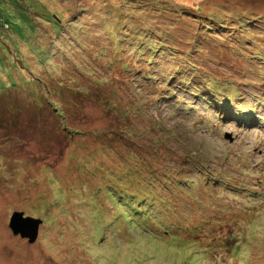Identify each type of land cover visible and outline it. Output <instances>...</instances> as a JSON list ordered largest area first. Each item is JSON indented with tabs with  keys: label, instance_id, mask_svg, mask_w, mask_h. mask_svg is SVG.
Wrapping results in <instances>:
<instances>
[{
	"label": "rangeland",
	"instance_id": "rangeland-1",
	"mask_svg": "<svg viewBox=\"0 0 264 264\" xmlns=\"http://www.w3.org/2000/svg\"><path fill=\"white\" fill-rule=\"evenodd\" d=\"M88 1L96 3L89 9L98 20L91 17L88 25L99 26L105 45L109 40L117 46L114 52L106 50L110 64L94 58L103 51L99 47L85 52L84 39L72 43L62 37L61 31L76 21L36 18L35 36L4 34L12 50L29 49L31 55L4 57L0 42V93L6 92L0 99V264H259L264 256L263 60L222 57L208 46L213 56L191 52L180 62L181 69L192 70L195 85L176 86L166 78L172 61L167 48H151L155 44L146 41L145 27L125 17V0L117 6ZM156 1H147L152 8L143 19L151 27L171 26L185 54L196 49L185 39L204 33L202 23L213 24L207 12L217 14L220 6L243 2L253 23L258 22L256 11L264 13V0H185L175 8L160 0L167 11L162 16ZM195 2L202 10L193 8ZM11 4L0 2V13L15 22ZM253 23L251 38H263L264 24ZM47 24L57 32L52 37L51 29L48 49L42 43ZM125 44H143L152 63L137 60L131 49L123 52ZM83 52L84 76L65 83L44 71L25 76L22 65L29 59L43 64L40 60H68ZM11 59L17 60V70L9 69ZM74 68L71 61L59 72L74 75ZM31 86L35 95L27 96L21 87ZM102 152L107 158L108 153L121 158L131 153L132 167L120 170L111 163L115 173H101L94 154ZM190 157L208 165L209 179L184 161ZM159 173L180 181L176 192L163 189L173 199L151 195L150 177ZM15 210L43 219L35 243L10 229Z\"/></svg>",
	"mask_w": 264,
	"mask_h": 264
},
{
	"label": "trees",
	"instance_id": "trees-1",
	"mask_svg": "<svg viewBox=\"0 0 264 264\" xmlns=\"http://www.w3.org/2000/svg\"><path fill=\"white\" fill-rule=\"evenodd\" d=\"M2 1H7V2L12 3L11 5L14 6L15 14H16V21L10 22L0 13V42L2 41L1 43L4 48V54H5L4 57L5 56L12 57V55L15 53L17 55L19 54L31 55V52L29 51V49L24 50V52H16L12 50V48L8 44H6L5 40H3L4 34L7 31H9L10 33L9 37L11 39L22 37V34L25 36L32 37V36H35L34 31L37 30V25H38V24L37 25L35 24L34 19L40 18L42 20L50 21V17H53V19H55L58 22H63V19H65L68 22V24L74 23L76 21L77 23L75 22L76 23L75 26L70 25V27H67L61 31L63 33L62 37H67L72 43L74 41L79 40L80 38L84 39L87 42V44L85 45V48H86L85 52L91 53L95 50L96 47H99L103 51L101 53L96 52L97 54L94 58H97V56H100V58L106 59L108 64L112 63L111 58L106 53V50L110 52H114L117 49V46L115 47L113 42L109 40H107L108 45H105L103 41L102 33H100V30H99V26H96V29H94V27H90L87 22V20L91 17H93V19H90V21L93 20V22L94 21L98 22V20L95 19L97 17H95L94 13L92 14V11L89 9V7L92 8L91 5L96 4L95 2H93L90 5L88 0H0V2ZM125 1L127 2V5H129L127 7L121 6L123 8V12L125 13V17L129 16V18L132 21L136 22V25L142 24V26L145 27V30H146L145 34L147 38L146 41L148 42L151 41L153 44H155V47H151V48L156 49L157 52L162 50L164 47L167 48L166 52L168 51V53H166V55L172 58V61L170 63L171 70H168V73H167L168 77H166L167 82H172L173 84H176V86L179 85V83L184 84L183 86L189 85V83L191 82L195 85L193 74H191L192 70L181 69L180 62L183 60V58L187 60L188 57L186 55H189L191 52H198L199 54H205L208 57L209 55L213 56L212 55L213 53L212 51L209 50L208 46H215L217 48V51L221 54L222 57L229 56L237 60V58L239 57L248 58V57H252L255 55L256 58L262 59L263 60L262 63L264 64V44L260 43V41H264V36L263 38L259 36L258 39L251 38L250 30H253V28L251 29L250 25L251 23L254 22L253 21L254 19H252L250 17V14H248L245 11V8H244L245 4L243 2L235 3L231 6H227V4H225L224 6H220L219 9L216 10V12H218L217 14L212 13V12H207V13H211L208 15V19L213 20V24L202 23L206 29H203L202 27L201 28L202 30H206L205 32L207 34L209 33L211 38L208 41L207 40L208 38L206 37L207 34L204 35L205 32L202 34H198L196 32L194 34L196 36V39H191V38L189 39V37H187L188 39H185L184 41L186 46L189 43L191 45L194 43L196 45V49L192 46L195 49V51H193L192 49H189L185 54V52L181 49V47L177 45L178 41L173 34V30L171 26L167 24H164V25L157 24L151 27L152 26L151 23L148 24L149 22L143 19V17H145L146 15V12L151 11V8H152V5H150L151 3L147 2L149 0H125ZM166 1L169 4H172V6L175 8L176 6L177 7L179 6V3L183 4L185 0H166ZM103 2L112 3V6H115V5L117 6V4H120V5L123 4L122 0H105ZM174 4H176V6H174ZM156 5H157V8L160 9L159 14H162V16H166L167 11L164 10L165 8L164 3L160 0H157ZM193 5H195L193 7L194 9H197L198 11L202 10L199 2H195ZM189 6H192V5H189ZM105 7L107 9L110 8V6H105ZM219 12L225 13L226 16H222L221 14H219ZM256 12H259V13H254L253 18H256L260 24L261 23L264 24V13L262 11H256ZM28 17L29 19L30 18L32 19V23L24 22V19ZM166 18L170 20L169 17H166ZM258 22L253 23V24L261 28L262 25H258L259 24ZM143 23L145 25H143ZM94 25H97V24H94ZM189 25L194 26L196 28H200V23L198 25L190 23ZM177 26H180V24ZM44 27H45L43 28L44 39L42 40V43H43V46L46 49H48L49 45H51V42L48 40L51 29L54 31L52 33V37H53V34L54 33L56 34L57 32L55 31V27H53L52 25L47 24V25H44ZM84 31H88L89 33L92 34V36L83 38L82 36H86L84 34ZM234 32L237 33L235 37H233ZM95 34H99V36H95ZM121 42H122L121 46L119 45L120 48L123 45V41ZM35 43H36V40H35ZM88 46L90 47L87 48ZM123 48H124L123 52L127 51L128 49H131L130 52L132 53V55L133 54L136 55L137 60H140L141 58H146V61H149V64L152 63V60L149 59L148 56L145 55L143 52V44L137 45L134 47L132 45L128 46L127 44H125ZM55 51L56 50L52 48L51 52H55ZM138 51H140L141 55H138ZM84 55H85L84 52L83 54L75 53L71 59H68V60L53 59L50 62L49 60H47L46 63H44V59L40 60L41 63L45 65L38 64L33 59H29L26 62V66L24 65L22 66H23V70L27 69V71L25 72V76H28V75L34 76V74L38 75V74H41L40 71H44L45 74L55 75L61 81V83H65L70 79L72 80L74 77L84 76L83 72H87V70L84 69L80 63V59L83 58ZM56 56L58 55L56 54ZM115 59L116 61L121 62L122 57L121 55H118V56L115 55ZM71 61H73V64L75 65V68L73 70L74 75L73 73L59 72L61 71L62 66L69 67ZM132 62L136 64V61L132 60ZM10 63H11V67H9V69L11 71L17 70L18 68L17 60L11 59ZM77 69H80V70H77ZM88 78L91 79V77H88ZM196 87L199 88L197 84H196ZM21 88H23V90L29 93L27 96L35 95V91L33 90L32 86L29 89H27L26 87H21ZM171 88L172 86L169 89L170 91L172 90ZM216 88H218V83H217ZM219 88H222V86H220ZM232 92H235V91L233 90ZM4 94H6V92H3L2 90L0 93V99L3 97ZM233 94H237V93H233ZM53 95L54 97L56 96L55 94ZM24 100H26V96H24ZM3 104H6V103L3 102ZM28 104H31V103H28ZM33 104H35V102ZM48 105L50 106L51 104H48ZM23 108H24L23 105L19 104V109L22 110ZM54 110L56 109L54 108ZM155 148L158 150L159 145L156 144ZM104 153L105 152H102L100 154L99 153L94 154V157L97 158L95 166L97 168H100L101 173H105L106 169H108V171L113 172L114 170H113L111 163H114L116 165V168H119L120 170H129L132 167L131 165L132 160L130 159L131 153L127 155L128 157L126 158L119 157L122 155L119 153H117V155L116 154L114 155L113 153H108L110 159L107 158L106 154ZM89 154L91 153H84L81 155L89 156ZM190 158L191 159L184 160V161L191 167L195 166L197 169H201L202 170L201 172L202 174H204V177L209 179L211 176V173H210L211 171H210V168H208V165L206 163H202L201 161L193 157H190ZM142 170L144 169L142 168ZM180 177H182L184 181L187 180L191 182L193 180L192 178H189V177H184V176H180ZM146 178H147V175H146ZM150 178H151V182H150L151 185L149 186V189L151 188V195H153L155 199H158V198L173 199L171 198L170 195L165 194L163 189L166 191L165 188H167V189H170V191L176 192L178 189L174 188V185L181 186L178 178L170 174L166 175L164 173H159L157 178L156 177H150ZM139 184H142V183H139ZM257 189L259 190L258 187H256V190ZM138 192L140 196H143V194L139 190ZM217 264L219 263L217 262ZM259 264H264V256L261 257Z\"/></svg>",
	"mask_w": 264,
	"mask_h": 264
},
{
	"label": "water",
	"instance_id": "water-1",
	"mask_svg": "<svg viewBox=\"0 0 264 264\" xmlns=\"http://www.w3.org/2000/svg\"><path fill=\"white\" fill-rule=\"evenodd\" d=\"M42 223V218L25 215L24 211L15 210L10 217L8 225L15 235L27 238L30 243H33L39 235Z\"/></svg>",
	"mask_w": 264,
	"mask_h": 264
},
{
	"label": "flooded vegetation",
	"instance_id": "flooded-vegetation-1",
	"mask_svg": "<svg viewBox=\"0 0 264 264\" xmlns=\"http://www.w3.org/2000/svg\"><path fill=\"white\" fill-rule=\"evenodd\" d=\"M42 224H44V223H42Z\"/></svg>",
	"mask_w": 264,
	"mask_h": 264
}]
</instances>
